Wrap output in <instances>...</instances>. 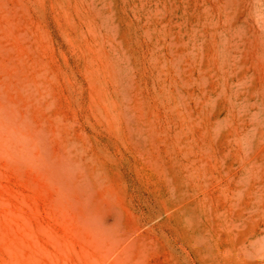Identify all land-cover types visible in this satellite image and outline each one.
<instances>
[{"label": "rangeland", "instance_id": "obj_1", "mask_svg": "<svg viewBox=\"0 0 264 264\" xmlns=\"http://www.w3.org/2000/svg\"><path fill=\"white\" fill-rule=\"evenodd\" d=\"M263 228L264 0H0V264H264Z\"/></svg>", "mask_w": 264, "mask_h": 264}, {"label": "bare ground", "instance_id": "obj_2", "mask_svg": "<svg viewBox=\"0 0 264 264\" xmlns=\"http://www.w3.org/2000/svg\"><path fill=\"white\" fill-rule=\"evenodd\" d=\"M254 118V117H253ZM252 128V127H251ZM259 169V168H258ZM244 170V169H243ZM264 229V228H263ZM264 236V235H263ZM263 238V237H262ZM264 239V238H263ZM263 242H264V240H262ZM250 242H251V240H250ZM263 246H264V244H263ZM261 249V248H260ZM261 250H263V247H262V249ZM264 251V250H263ZM264 253V252H263ZM260 257H263V255L262 256H260Z\"/></svg>", "mask_w": 264, "mask_h": 264}]
</instances>
